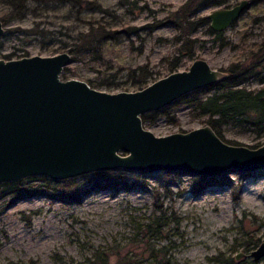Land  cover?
<instances>
[{
	"label": "rangeland",
	"instance_id": "1",
	"mask_svg": "<svg viewBox=\"0 0 264 264\" xmlns=\"http://www.w3.org/2000/svg\"><path fill=\"white\" fill-rule=\"evenodd\" d=\"M93 1L117 14L112 26L122 32L103 42V61L91 59L87 53L71 57L65 65L67 78L83 79L96 88L117 91L125 87H128L125 90L135 89L129 82L120 83L128 66L148 62L156 71L155 76L169 72L164 58L176 53L179 42L174 38L178 30L168 14L185 0ZM238 1L222 0L219 4L201 7L196 16H206L215 7L231 6ZM249 1V7L221 30L220 37L208 30L209 18L192 31L191 36L196 38L195 57H203L211 66L222 68L235 60L246 58L248 61L254 53L262 52L264 0ZM2 10L0 6V14ZM68 11L67 6L58 5L43 11L42 16L28 13L6 23V30L0 36V57L10 52L14 53L4 58L67 50L60 47L62 40H71L66 35L56 32L54 38L62 39L54 42L48 36L24 34L16 28H28L38 19L42 23L50 22V27L55 29H60L61 22L73 27L74 32V28L84 23L75 20L74 14L71 19L62 20ZM99 16V12L91 9L82 13V17ZM131 26L143 28L138 30L139 35L126 34V28ZM141 42L142 47L138 49ZM191 60L183 57L179 68H186ZM106 80L113 84L101 83ZM243 84L257 88L264 80L252 77ZM171 112L173 120L159 115L153 123L144 126L160 135L204 124L205 117L197 115L185 102L173 105ZM222 135L232 143L251 147L264 142V132L259 133L245 124L225 123ZM92 172H87V177L103 185L89 187L79 203L63 204L42 193L20 196L9 202L0 211V264H30L31 261L33 264H96L103 254H108L111 264H221L220 259L228 255L241 264H264V256L254 260L249 254L264 240V173L241 177V173L225 172L200 179L198 176L202 175L180 172L126 170L124 187L106 185V173ZM84 178L79 174L75 181ZM238 183L240 187L236 186ZM154 202L167 215L158 237H150L144 230L152 214L160 212L155 210ZM255 238H259L256 244L252 241ZM236 254L240 255L236 257Z\"/></svg>",
	"mask_w": 264,
	"mask_h": 264
},
{
	"label": "water",
	"instance_id": "2",
	"mask_svg": "<svg viewBox=\"0 0 264 264\" xmlns=\"http://www.w3.org/2000/svg\"><path fill=\"white\" fill-rule=\"evenodd\" d=\"M249 5L239 0L215 7L206 15L209 26L223 30ZM5 30L0 19V36ZM70 61L67 50L0 57V182L118 168L207 176L264 173V142L251 147L226 141L208 123L158 135L142 122L141 113L227 79L226 69L198 56L140 88L107 91L83 79L62 78ZM249 254L254 260L264 256V240Z\"/></svg>",
	"mask_w": 264,
	"mask_h": 264
},
{
	"label": "trees",
	"instance_id": "3",
	"mask_svg": "<svg viewBox=\"0 0 264 264\" xmlns=\"http://www.w3.org/2000/svg\"><path fill=\"white\" fill-rule=\"evenodd\" d=\"M221 1L185 0L178 8L169 11L168 17L178 30L174 38L179 42L176 46V53L164 58L169 72L179 68L183 57L192 59L195 57L193 45L196 38L192 37L191 33L208 20L207 16H196L197 10L207 5L219 4ZM58 5L67 6L69 10L62 16L64 18L62 20L71 19L72 14H74L75 20L83 22V26L74 28L76 30L72 32L73 27L66 26V24L61 22L59 24L60 29H55L50 27V22L42 23L41 20L34 19L30 27L22 28L17 26L16 31L24 34L32 33L36 37L41 38L48 36L51 41L60 42L61 37L54 38V34L58 32V34L66 35V37L71 39L69 42L62 40L63 43L60 45V47H67L71 57L79 53H87L91 59L103 61V42L115 37V34L122 32V30L112 26L113 23H116L117 14L93 0H0V6L3 8L0 19L3 24H6L28 13L38 17L42 16L43 11L53 9L58 7ZM86 9L97 11L100 16L98 18L82 17V13ZM105 17H109L110 20H104ZM140 28L143 27L131 26L128 29L126 28V34L131 32L138 34ZM208 30L214 33L216 37L221 35V31H214L210 26H208ZM141 47L142 42L138 49H141ZM260 50H262L260 54L254 53L251 58L248 56L247 58H250L248 61H246V58L235 60L230 62L227 67H222L229 73L227 79L192 90L177 98L172 104L141 113L143 124L153 123L159 115H165L173 120L171 107L179 102H185L192 106L197 115L204 116V123L210 124L215 132L226 141L228 140L222 135V127L228 122L250 125L257 132H264V84L257 88H248L243 84L252 77L264 80V40L260 44ZM12 53L14 52L6 53L3 56L10 57ZM24 54H27V52ZM66 69L67 66H64L60 73L62 78H67L64 72ZM155 73L156 71L151 69L148 62L128 66L124 74L125 77L120 83L129 82L133 88L137 89L158 78ZM111 75L114 79L116 72ZM87 82L91 86H95L90 81ZM101 83L107 86L113 84L111 80L101 81ZM127 88L125 87V89ZM125 171L126 169L118 168L113 171L98 170L92 173H106L104 177L107 181L106 185L112 183L111 185L121 184L126 187L127 180L123 175ZM109 172L113 174L108 175L110 174ZM246 174L257 175L259 172L241 173V177ZM87 175V173L81 174V176H86L81 181H75V176L54 180L45 175H29L17 180L0 182V211L17 197L37 193H42L50 199L58 200L63 204L79 203L82 194L89 187L103 185L98 180L89 179ZM198 177L203 179L214 176L202 175ZM208 181L210 180L208 179ZM229 183L233 184L232 181H229ZM233 185L235 186V184ZM236 186L240 187L241 183L236 184ZM154 205L155 210H161V205L156 202H154ZM166 217L167 215L162 211L152 214L150 221L144 224V230L150 237H158L160 235L161 226L166 224ZM252 241L256 244L259 238H255ZM98 259L96 264H111L108 254L100 255ZM220 261L222 262L221 264H241L240 262H235L231 255L223 256ZM120 263L123 262L120 261ZM30 264H33L32 261Z\"/></svg>",
	"mask_w": 264,
	"mask_h": 264
}]
</instances>
